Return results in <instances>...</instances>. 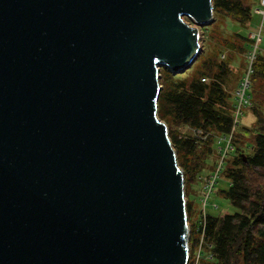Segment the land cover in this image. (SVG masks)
Wrapping results in <instances>:
<instances>
[{
    "label": "water",
    "instance_id": "obj_1",
    "mask_svg": "<svg viewBox=\"0 0 264 264\" xmlns=\"http://www.w3.org/2000/svg\"><path fill=\"white\" fill-rule=\"evenodd\" d=\"M213 12V0H0V264H188L159 71L193 65Z\"/></svg>",
    "mask_w": 264,
    "mask_h": 264
},
{
    "label": "trees",
    "instance_id": "obj_2",
    "mask_svg": "<svg viewBox=\"0 0 264 264\" xmlns=\"http://www.w3.org/2000/svg\"><path fill=\"white\" fill-rule=\"evenodd\" d=\"M213 5L214 16H219V22L223 20L224 23L222 29H218L219 22L211 25L209 42L215 41V37L217 45L223 49L206 59H197L189 79L177 77L179 73L174 74L167 67L160 68L158 117L168 127L184 124L189 129L202 130L206 134L203 138L192 134L180 135L169 128L177 161L184 174L185 192L189 188L194 190L193 185L199 183V175L204 171L209 174L215 170L217 163L207 165L204 158L214 155L215 139L228 135L232 129L237 99L234 95L232 100L224 88L234 76L230 69L234 58L228 57V54L244 53L246 61L241 68L246 71L249 64L247 55L255 42L250 36L252 33L243 32L240 28L227 31L225 20L245 27L251 20L252 9L259 5L258 0H213ZM203 30L207 31L208 27L204 26ZM223 50L230 52L220 59ZM251 67L248 91L251 105L246 109L255 116L254 126L249 129L241 125L233 133V150L224 157L218 172V176L222 175L228 181V186L219 190V194L236 211L214 214L202 210L201 216L192 220L196 207L194 201L187 198L190 251L194 252L201 241L198 263L194 262V258L192 260L193 254L189 264H264V183L256 177H262L261 172H264V113L256 104L253 87L256 78L264 77V53L259 49ZM243 75L241 72L239 82ZM203 77L207 78L206 82L201 81ZM245 136L250 141L240 140ZM247 147L252 149L251 154L246 153ZM200 152L204 153V158H200Z\"/></svg>",
    "mask_w": 264,
    "mask_h": 264
},
{
    "label": "rangeland",
    "instance_id": "obj_3",
    "mask_svg": "<svg viewBox=\"0 0 264 264\" xmlns=\"http://www.w3.org/2000/svg\"><path fill=\"white\" fill-rule=\"evenodd\" d=\"M258 7V6H257ZM256 6L252 9V17L250 22L245 26V27H238L235 24H233L232 22L225 20L227 22V25L225 26V29H227V31H230L231 29H241L243 32L246 33H258V31L260 32V41L258 44L259 47V51L264 53V17L262 14H259L255 11V9L257 8ZM187 22H189L191 25H195L193 21H191V19L186 18L185 19ZM220 21V17L219 16H214L213 14V21L204 25L206 27H208L207 31H204L203 28L204 26H200V44H201V53L199 55V57L197 58L198 60H202V59H206L207 57L211 56V55H216L219 53L221 48L220 46L217 45L218 41L217 38L214 37L215 41L209 42V36H210V31H211V25L214 22H219ZM224 23V21L222 20L221 22H219L218 25V29L221 27L222 29V24ZM217 29V28H214ZM214 36H216L215 31H213ZM250 35V34H249ZM229 51V50H228ZM228 51L223 50L222 55H220V59L223 58V55L228 54ZM230 52V51H229ZM228 57H232L234 58L231 62H230V69L231 71L234 73V76L231 77V80L229 83L224 85L225 90L227 91V93H229L231 99L233 100L235 92L237 90L238 84H239V76L241 75V72H243V74H246L247 72L241 68L242 64L244 63V60L246 61V55L244 56V53L242 54H236L232 53V54H228ZM196 68V65L194 64L192 66L191 69L186 70L182 73H179L177 75V77L179 78H187L189 79L192 75V71ZM159 81H160V77H161V72L159 71ZM244 76V75H243ZM230 78V75H229ZM161 86V84H160ZM253 87H254V93L255 95V100H256V104H258V106L260 107L261 111L264 113V77H258L253 81ZM163 121V120H162ZM254 122H255V116L253 114V112L251 110H249L248 108L244 109L243 111V115L241 117L240 123L239 125L236 127L234 133L236 131H238V127L239 126H245L249 129H252L254 126ZM167 125V124H166ZM168 127V126H167ZM175 130L177 131L180 135H196L197 137H205L206 134L202 131V130H192L189 129L188 126L184 125V124H176V125H172L170 127H168V130ZM209 134V133H207ZM220 136L217 137L215 139V152L214 155L208 156L207 159L204 158V153L200 152L199 154L202 156L200 158H204L205 163L207 165H212L215 163H218V158H219V152H218V147H223L225 145V141L222 140L220 143L218 142ZM247 136L242 137L240 140L243 141H250V138H247ZM219 143V144H218ZM246 153L251 154L252 153V149L250 147L246 148ZM178 162V161H177ZM181 168V167H180ZM262 177H258L256 176L259 180L261 179V181L264 183V172L262 173ZM207 175V173H204L202 175H199V183L194 184V190H192L191 188L187 189L185 192V198L187 200V198L189 197L190 199H192L194 201V205L196 207V212L194 214H192L191 219H197L198 217L201 216L202 214V210H203V187H204V177ZM252 176V177H254ZM228 186V181L227 179H225L222 175L218 176V179L214 185V188L212 189L210 196L208 197V201L205 205V212L206 213H214V214H224V213H232L234 211H236V208H234L230 202L222 197L219 194V190L224 189ZM189 224V229H190V223L188 221ZM189 235H190V231H189ZM199 245H201V241L200 243L197 245L196 250L190 251V245H189V260H188V264L190 261V256L194 254V256H192V260L194 258V262L198 263L199 261V256H198V250H199Z\"/></svg>",
    "mask_w": 264,
    "mask_h": 264
},
{
    "label": "built area",
    "instance_id": "obj_4",
    "mask_svg": "<svg viewBox=\"0 0 264 264\" xmlns=\"http://www.w3.org/2000/svg\"><path fill=\"white\" fill-rule=\"evenodd\" d=\"M259 5L255 9V11L259 14H262L264 17V0H258ZM255 39V42L253 44L252 49L248 53V66L246 70V74L242 77L241 81L239 82L238 88L236 90V105L234 107V118H233V125L230 133L228 135L220 136L218 142L220 143L222 140L225 141V145L223 147H218V152H219V158H218V163L215 166V170L210 172L204 177V187H203V211L205 210V205L208 201V197L210 196V193L212 189L214 188L215 185V180L218 177V172L222 166V162L224 161V157H226L228 152H231L233 150V145H232V135L236 129V127L239 125L241 117L243 115V110L251 105L250 101V96L248 94V91L250 89V73L252 71V62L255 59L256 51L259 49L258 44L261 39L260 37V32L258 33H253L250 35ZM201 81L206 82L207 78L203 77L201 78ZM218 143V144H219ZM198 256H199V250H198Z\"/></svg>",
    "mask_w": 264,
    "mask_h": 264
}]
</instances>
